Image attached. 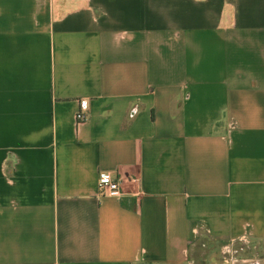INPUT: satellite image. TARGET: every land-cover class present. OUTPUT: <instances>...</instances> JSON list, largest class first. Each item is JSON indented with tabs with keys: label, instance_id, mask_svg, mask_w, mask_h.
<instances>
[{
	"label": "crops",
	"instance_id": "1",
	"mask_svg": "<svg viewBox=\"0 0 264 264\" xmlns=\"http://www.w3.org/2000/svg\"><path fill=\"white\" fill-rule=\"evenodd\" d=\"M203 232L264 264V0H0V264H191Z\"/></svg>",
	"mask_w": 264,
	"mask_h": 264
},
{
	"label": "rangeland",
	"instance_id": "2",
	"mask_svg": "<svg viewBox=\"0 0 264 264\" xmlns=\"http://www.w3.org/2000/svg\"><path fill=\"white\" fill-rule=\"evenodd\" d=\"M197 236V239L194 240L197 246L191 264H218L223 257L230 258L232 262H241L245 257H252L250 256V254H253L252 249H254V243L252 242L245 243L236 240L220 243L206 232L199 233ZM184 264L189 263L184 262Z\"/></svg>",
	"mask_w": 264,
	"mask_h": 264
},
{
	"label": "built area",
	"instance_id": "3",
	"mask_svg": "<svg viewBox=\"0 0 264 264\" xmlns=\"http://www.w3.org/2000/svg\"><path fill=\"white\" fill-rule=\"evenodd\" d=\"M87 102L85 100L80 101L79 111L76 113V118L78 120H85L86 110H87ZM130 181L134 182L135 179H130ZM122 184L123 178L114 176L111 171H101L98 176V186L101 194L109 196V197H120L122 194Z\"/></svg>",
	"mask_w": 264,
	"mask_h": 264
}]
</instances>
